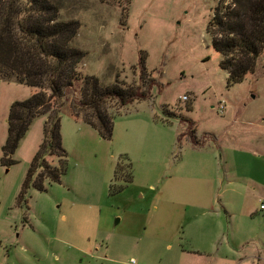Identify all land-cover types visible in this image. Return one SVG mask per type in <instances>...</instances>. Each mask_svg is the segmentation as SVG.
<instances>
[{
  "label": "rangeland",
  "instance_id": "1",
  "mask_svg": "<svg viewBox=\"0 0 264 264\" xmlns=\"http://www.w3.org/2000/svg\"><path fill=\"white\" fill-rule=\"evenodd\" d=\"M51 1L62 20L80 23L72 43L86 53L80 73L151 96L106 103L110 140L73 120L66 104V173L18 202L46 117L31 123L16 163L3 165L8 111L32 88L0 81V264H181L190 251L204 255L202 264H264V209L253 181L264 179V50L253 72L227 88L212 47L218 34L208 29L229 0ZM46 158L58 166L57 156ZM117 163L133 180L110 194Z\"/></svg>",
  "mask_w": 264,
  "mask_h": 264
},
{
  "label": "trees",
  "instance_id": "2",
  "mask_svg": "<svg viewBox=\"0 0 264 264\" xmlns=\"http://www.w3.org/2000/svg\"><path fill=\"white\" fill-rule=\"evenodd\" d=\"M79 25L77 20H62L51 0H0V81L32 88L28 98L14 101L8 111L3 165L16 163L12 155L31 123L39 116L46 117L43 140L23 180L18 202L29 187L42 190L46 178L58 183L66 173V152L59 132L66 104L73 120H82L96 129L101 139L110 140L113 120L106 103L115 100L121 107L151 96L143 87H125L118 81L104 87L98 76L80 73L78 65L86 53L72 45ZM211 29L218 34L212 38V47L221 55L220 68L228 73L226 87L243 82L264 50V0L223 2L213 13L208 32ZM143 62L144 57L141 69ZM75 87L78 95L68 103L66 95ZM186 108L192 110L189 104ZM192 141L198 144V140ZM47 155L58 157L57 167L50 165ZM132 180L131 169L117 163L110 194L120 193Z\"/></svg>",
  "mask_w": 264,
  "mask_h": 264
},
{
  "label": "crops",
  "instance_id": "3",
  "mask_svg": "<svg viewBox=\"0 0 264 264\" xmlns=\"http://www.w3.org/2000/svg\"><path fill=\"white\" fill-rule=\"evenodd\" d=\"M253 181L255 182L257 188L261 190L262 196L259 198V202H264V179H257L253 178ZM200 254L198 251H190L187 255L188 257L183 259V262L181 264H202L201 263V257L204 256Z\"/></svg>",
  "mask_w": 264,
  "mask_h": 264
},
{
  "label": "built area",
  "instance_id": "4",
  "mask_svg": "<svg viewBox=\"0 0 264 264\" xmlns=\"http://www.w3.org/2000/svg\"><path fill=\"white\" fill-rule=\"evenodd\" d=\"M186 98H187V96L184 95L181 99H186ZM225 108H226V106L224 105V103L221 104V105L218 107V112H219V113H223L224 110H225ZM262 208L264 209V202H262Z\"/></svg>",
  "mask_w": 264,
  "mask_h": 264
}]
</instances>
